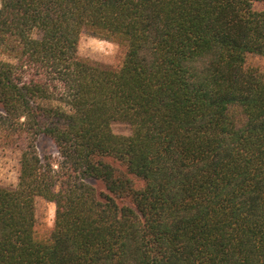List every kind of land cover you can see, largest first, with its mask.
<instances>
[{"label":"trees","instance_id":"trees-1","mask_svg":"<svg viewBox=\"0 0 264 264\" xmlns=\"http://www.w3.org/2000/svg\"><path fill=\"white\" fill-rule=\"evenodd\" d=\"M83 33L122 63L81 55ZM250 55L264 0H1L0 147L21 155L0 185V264H264ZM38 197L56 204L43 237Z\"/></svg>","mask_w":264,"mask_h":264},{"label":"rangeland","instance_id":"rangeland-1","mask_svg":"<svg viewBox=\"0 0 264 264\" xmlns=\"http://www.w3.org/2000/svg\"><path fill=\"white\" fill-rule=\"evenodd\" d=\"M1 4V0H0ZM254 8H263L262 2H254ZM79 53L110 66H119L124 58L125 50L117 42L102 39L89 33H83L78 45ZM247 66L256 68L264 73V56L250 55ZM114 131L129 133V127L123 123H115ZM41 153L52 152L57 154L55 146L48 139L42 137L38 142ZM21 152L15 148L0 147V185L15 187L18 183L19 159ZM37 234L40 237L49 234L56 217V204L42 197L36 200Z\"/></svg>","mask_w":264,"mask_h":264}]
</instances>
